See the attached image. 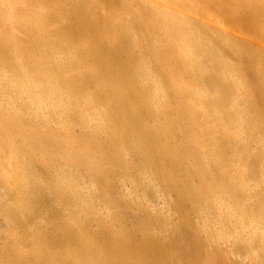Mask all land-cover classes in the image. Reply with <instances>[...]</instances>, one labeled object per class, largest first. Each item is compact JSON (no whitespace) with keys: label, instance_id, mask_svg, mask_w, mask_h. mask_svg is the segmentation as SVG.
<instances>
[{"label":"bare ground","instance_id":"bare-ground-1","mask_svg":"<svg viewBox=\"0 0 264 264\" xmlns=\"http://www.w3.org/2000/svg\"><path fill=\"white\" fill-rule=\"evenodd\" d=\"M34 1L0 0V264H170L173 209L264 264V53L151 0Z\"/></svg>","mask_w":264,"mask_h":264},{"label":"rangeland","instance_id":"rangeland-1","mask_svg":"<svg viewBox=\"0 0 264 264\" xmlns=\"http://www.w3.org/2000/svg\"><path fill=\"white\" fill-rule=\"evenodd\" d=\"M29 1H30V4L32 6L37 7V4H36L37 1H34V0H32V1L29 0ZM49 1L52 3L58 4V1L60 3L63 0H49ZM151 1L157 2L158 4L165 5L166 7L173 8V9L178 10L179 12L187 14L188 16H191V18L193 17V19H196L195 21H197V22L199 21L200 24L205 25L207 27L209 26V28L213 31H216L217 34L220 33L223 35V37H228L232 41L234 39V42H238L237 44L246 45L247 47H249L250 49H252L254 51H260V52L264 53V34L261 30V29H263V26H264V19H263L264 13L261 14L262 12L259 9V7L256 6L255 3L254 4L251 3V0H249V1H250V5H253L252 9L254 12L251 13V17H250V19L248 18L249 21H247V22H246V20H244L245 19L244 17H246V16H242V15H245V13L247 12V9L244 8V4L247 1L245 4L247 7V4L249 2L248 0H246L245 2L243 0V5H242L243 8L241 6L242 0H241V3H238V2H240V0H234V4H233V2H231V4H230L229 1L225 0L227 3L226 5H229L231 8H233L236 5V8L239 10V12L241 11L239 9L241 7V9H242L241 13H239L235 7L233 8V11H232L233 12L232 14H234L236 16H240L242 14L241 15L242 17L239 18L240 19L239 21H237L238 17H236L234 19L228 13H227L228 15L225 12L220 13L221 11L217 10L218 3L217 2H210L209 0H199V2L196 0H195L196 2H193L192 0L189 2V0H186V1H181L182 3L179 1L176 2V0H151ZM225 1L223 0V2H225ZM103 3L108 4L106 2H103ZM237 3H238V5H240V7H238ZM35 4H36V6H35ZM108 6H110V5L108 4ZM248 6H249V4H248ZM24 8H25V6H23V8L20 7V9H18V11H23ZM26 8H27V6H26ZM254 9L257 10V12H259L258 15ZM230 11H231V9H230ZM235 11H236V13H235ZM17 14H19V12ZM252 15H253V17H252ZM254 15H255V18L257 17L256 20L254 18ZM259 17H261V18H259ZM241 19L244 21L241 22ZM254 20H255V22H253ZM257 20H259V21L256 23ZM10 23H11L10 21L6 22V25L4 26V29H3L4 31H8V32L12 31L13 28H12V25H10ZM257 24H258V26H257ZM258 28L261 31L257 30ZM48 29L50 30V27H47L44 30V32H48ZM0 31H1V29H0ZM18 35L22 38V36L24 35V31H19ZM37 35L38 34H36L35 37H34V35H32L33 36L32 37L31 35H28L25 32L23 39H26V41L30 43V42H33V38H34V40H36V38L38 37ZM228 54H229V57L231 59H233V61L236 62V60H237L235 58L236 55L231 53L230 50H229ZM256 61H257V59L253 58L252 64H255ZM257 63H258V61H257ZM254 86H255V83H251V87H254ZM260 101L264 104V98L258 99L257 107H258V110L260 112V115L256 114L258 117L256 115H255V117H257L258 121L259 120L264 121V119H260V118H264V113H263V111H264L263 106L264 105ZM260 105L262 107H260ZM253 129H252V131H255ZM51 131L52 130H48L49 133H51ZM170 167H171V164H170ZM40 171L42 172V170H39V172ZM116 185H117V183H116ZM127 187L128 186H126L125 190H128ZM159 189H161V188L159 187ZM160 197L156 198V199H154L155 197H153V200H154L153 204L156 203L154 205L155 208H157V209L159 208L161 210H164L165 207L168 205L165 204V200H161L163 198L160 199ZM133 198H134L133 201L135 199L137 201H140L137 199L136 195H134ZM149 198L151 199L152 196L151 197L149 196ZM244 198H246V196ZM57 203L60 206L58 204H56V202L53 204V206L54 205L58 206V207L56 206L57 208L54 206L56 208V210L59 209L61 212H65V213H66V211L68 212V209H64V207L62 206L63 205L62 203L61 204L59 202H57ZM60 207L64 210H62ZM172 211L174 212L176 210L173 209ZM167 212L169 213V214H167V215H169V220L172 219V220H170V223H169L172 226L167 227L163 231H161L162 230L161 229L160 232H162V233H159L160 226H159L158 231H156V228H157L156 226H158V225H153L154 228L150 227L152 229L150 234L153 235L154 232H158L157 233L159 235L158 238H161L165 242L167 240L170 241V242L167 241L168 245L171 243L172 239H174L175 237L177 238V244H176L177 248L175 247V253L173 254V257H171V259H170V264H250V263L253 264L252 262H250L251 260L250 261L248 260L249 259L248 253L243 248L237 247V245H234V244L230 246L231 243H229V244H227L225 242L219 243L218 241H216L214 239L213 236L209 237L206 233H204L202 231L204 223L200 220L199 217H197L198 215L196 213H194V212H190V214L188 213L186 218H188L190 220L187 222V219H185V221L182 220V222H181V214L179 212H178V214H177V211L174 213H171V212H169V210H167ZM128 221H130V219ZM184 223H185V226H184ZM4 224L5 223L3 222V220L0 216V230L4 227ZM93 224H95V222ZM93 224H91V226H93L92 228H90L91 231L94 229L95 230L97 229L96 228L97 223L95 224L96 225L95 228H94ZM177 224L181 225V227L183 226L182 232H178V233L176 232L175 229H176ZM115 226H117V224ZM115 226H113V227L111 226L110 229L111 230L114 229ZM168 228L170 229V231L172 230V232H174V230H175V232H174L175 234L172 232H171L172 233L171 234L170 231H168L169 230ZM166 230L170 234H165V233H168V232H166ZM137 235H140V232L138 230H134V236H137ZM160 235H161V237H160ZM168 235H169V237H171V236L173 237V235L175 237H173V238L171 237L172 238L171 239V238L167 237ZM164 236H165V238H164ZM139 237L140 236H138V238ZM227 245H228V247H227ZM182 246L186 247L185 249H187L186 250L187 252L184 253L185 256L177 253L180 251ZM182 253H183V251H182ZM141 255H144V253L142 252ZM89 256L90 255H87V256H85V258H88Z\"/></svg>","mask_w":264,"mask_h":264}]
</instances>
